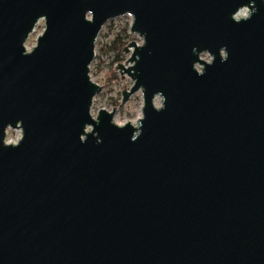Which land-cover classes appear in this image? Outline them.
Segmentation results:
<instances>
[{
  "label": "water",
  "instance_id": "water-1",
  "mask_svg": "<svg viewBox=\"0 0 264 264\" xmlns=\"http://www.w3.org/2000/svg\"><path fill=\"white\" fill-rule=\"evenodd\" d=\"M126 13L137 125L90 113ZM0 264H264V0H0Z\"/></svg>",
  "mask_w": 264,
  "mask_h": 264
},
{
  "label": "rangeland",
  "instance_id": "rangeland-1",
  "mask_svg": "<svg viewBox=\"0 0 264 264\" xmlns=\"http://www.w3.org/2000/svg\"><path fill=\"white\" fill-rule=\"evenodd\" d=\"M132 15L126 13L115 18H111L105 22L95 40L94 58L90 63L89 75L91 80L97 82L101 87V91L95 94L92 100L90 113L95 116L100 108L112 110L115 106L113 121L117 124H124L127 121L136 120L143 104L142 93L140 90L133 93L126 102L122 103V88L128 89L133 81L131 78L122 73L121 78L119 68H116L117 62L124 64L129 57V53L121 51L122 47L131 40L137 44L142 43L141 37L137 33H131L130 23ZM43 30V20H39L34 30L29 34L25 41V46L29 50L36 42L37 36ZM204 59H209L207 53L202 54ZM130 63L124 64L128 66ZM155 105L160 104V98L155 97ZM119 104H121L119 106ZM137 125V122L136 124ZM19 129H7L5 141L16 142L20 138Z\"/></svg>",
  "mask_w": 264,
  "mask_h": 264
},
{
  "label": "built area",
  "instance_id": "built-area-1",
  "mask_svg": "<svg viewBox=\"0 0 264 264\" xmlns=\"http://www.w3.org/2000/svg\"><path fill=\"white\" fill-rule=\"evenodd\" d=\"M239 12H240L241 15H244V14L246 13V8L241 9ZM235 16H236V15H235ZM203 54H204V53H203ZM201 58H203V57H202V54H201ZM203 59H204V58H203ZM209 59H210V58H209ZM209 59H205V60H209ZM196 67H197V69H199V66L196 65Z\"/></svg>",
  "mask_w": 264,
  "mask_h": 264
},
{
  "label": "bare ground",
  "instance_id": "bare-ground-1",
  "mask_svg": "<svg viewBox=\"0 0 264 264\" xmlns=\"http://www.w3.org/2000/svg\"><path fill=\"white\" fill-rule=\"evenodd\" d=\"M139 118H140V113L138 114V116H137L136 120H137V119H139ZM136 120H134V121H133V120H131V121H129V122H131L133 125H135V124H136V122H137Z\"/></svg>",
  "mask_w": 264,
  "mask_h": 264
}]
</instances>
